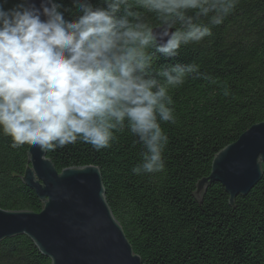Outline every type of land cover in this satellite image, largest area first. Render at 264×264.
Returning a JSON list of instances; mask_svg holds the SVG:
<instances>
[{
    "label": "trees",
    "instance_id": "1",
    "mask_svg": "<svg viewBox=\"0 0 264 264\" xmlns=\"http://www.w3.org/2000/svg\"><path fill=\"white\" fill-rule=\"evenodd\" d=\"M146 19L157 23L151 14ZM209 26L212 36L200 44L155 60L157 68L200 66L198 74L170 90L176 123L161 122L169 137L165 172L132 173L144 149L127 129L110 148L97 151L78 142L46 152L59 172L99 167L107 202L141 264H264V163L262 179L233 203L218 181L200 188L216 154L264 121V0H241L221 25ZM10 145L11 138L0 134V208L39 212L44 201L22 180L29 145ZM0 264H51V259L20 234L0 241Z\"/></svg>",
    "mask_w": 264,
    "mask_h": 264
},
{
    "label": "clouds",
    "instance_id": "2",
    "mask_svg": "<svg viewBox=\"0 0 264 264\" xmlns=\"http://www.w3.org/2000/svg\"><path fill=\"white\" fill-rule=\"evenodd\" d=\"M240 3L0 0V134L13 149L80 142L99 151L127 129L144 149L132 173L165 172L169 137L161 122L176 123L170 90L200 66L157 68V55L200 44L212 36L209 25H221Z\"/></svg>",
    "mask_w": 264,
    "mask_h": 264
},
{
    "label": "water",
    "instance_id": "3",
    "mask_svg": "<svg viewBox=\"0 0 264 264\" xmlns=\"http://www.w3.org/2000/svg\"><path fill=\"white\" fill-rule=\"evenodd\" d=\"M23 182L44 201L41 211L0 208V241L29 236L51 264H141L123 226L113 214L99 167H69L59 172L46 152L29 145ZM264 121L253 124L218 152L211 174L233 203L262 179Z\"/></svg>",
    "mask_w": 264,
    "mask_h": 264
}]
</instances>
